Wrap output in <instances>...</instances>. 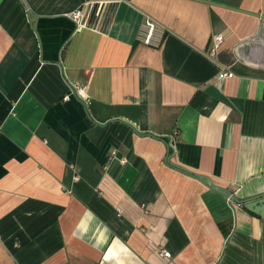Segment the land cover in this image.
<instances>
[{"label": "crops", "instance_id": "0c3cea01", "mask_svg": "<svg viewBox=\"0 0 264 264\" xmlns=\"http://www.w3.org/2000/svg\"><path fill=\"white\" fill-rule=\"evenodd\" d=\"M263 200L264 0H0V264H264Z\"/></svg>", "mask_w": 264, "mask_h": 264}, {"label": "built area", "instance_id": "2783aa9c", "mask_svg": "<svg viewBox=\"0 0 264 264\" xmlns=\"http://www.w3.org/2000/svg\"><path fill=\"white\" fill-rule=\"evenodd\" d=\"M73 19L75 22L80 18V12L76 11L73 13ZM140 40L143 44L148 45V46H153V47H158L162 40H163V32L161 29L157 28V26L152 22V21H145L143 24V27L140 30ZM222 43V37L219 35H214L212 39V47L209 51L210 57H213L217 48L219 45ZM72 90L74 93L77 94V96L81 99H84L85 97V86L76 83L73 85ZM66 99L68 96L65 97ZM112 156H114V153H112ZM122 163L125 161L122 159ZM165 256H169L168 253L164 254Z\"/></svg>", "mask_w": 264, "mask_h": 264}, {"label": "water", "instance_id": "95a60500", "mask_svg": "<svg viewBox=\"0 0 264 264\" xmlns=\"http://www.w3.org/2000/svg\"><path fill=\"white\" fill-rule=\"evenodd\" d=\"M245 207L249 211L259 215L262 219H264V200L261 202L260 201L259 202L258 201L257 202H255V201L250 202V203L246 204Z\"/></svg>", "mask_w": 264, "mask_h": 264}]
</instances>
